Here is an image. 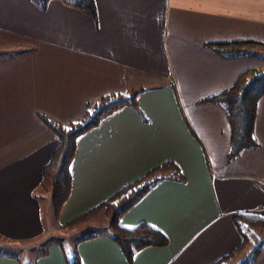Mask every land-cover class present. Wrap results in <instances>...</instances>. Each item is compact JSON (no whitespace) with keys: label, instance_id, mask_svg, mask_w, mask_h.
Here are the masks:
<instances>
[{"label":"crops","instance_id":"obj_1","mask_svg":"<svg viewBox=\"0 0 264 264\" xmlns=\"http://www.w3.org/2000/svg\"><path fill=\"white\" fill-rule=\"evenodd\" d=\"M93 2L92 19L61 0H45L43 9L33 0H0V46L28 47L0 57V248L19 246L21 254L30 244L23 241L44 238L36 184L57 141L36 110L72 120L85 98L138 83L146 87L135 95L137 108L123 104L76 135L70 189L52 219L59 230L58 223L171 159L182 179L161 177L117 216L122 227L144 220L167 244L143 246L127 263L106 232L83 238L90 229L70 249L51 238L28 264H66L70 252L80 264H211L241 239L232 213L264 214V94L252 124L258 145L227 162L224 111L196 99L263 61L222 56L204 42L264 41V0ZM259 250L250 264H264V245ZM0 264L21 263L6 251Z\"/></svg>","mask_w":264,"mask_h":264},{"label":"trees","instance_id":"obj_2","mask_svg":"<svg viewBox=\"0 0 264 264\" xmlns=\"http://www.w3.org/2000/svg\"><path fill=\"white\" fill-rule=\"evenodd\" d=\"M40 8H44L45 0H33ZM66 5L74 6L82 10L92 19L96 17L95 3L93 0H61ZM211 50L222 56L245 54L246 56L257 55L264 62V41L255 39H229L228 41L204 42ZM28 47H17L13 51L15 54H22ZM2 49L0 48V51ZM230 86L219 88L217 91L206 93L205 96L198 97L200 102L210 101L222 107L224 117L228 122V146L225 149V160L230 161L245 149H252L258 145L254 137L252 124L254 122V112L256 99L264 94V69L257 66L244 67L241 72L234 77ZM146 85L134 84L130 89L108 90L105 93H98L95 97L85 98L81 115L72 120L56 121L50 114L41 110H36L35 114L41 118L44 125L50 128L53 137L56 138L53 150L48 159L40 168V178L37 182V189L48 193L50 210L52 216L57 215L59 206L64 202L70 189L68 167L70 159L74 154V142L76 135L84 132L87 128L97 124L101 117H105L123 104L131 108L136 107V93L145 89ZM161 177L181 180L179 169L174 160L164 159L160 164L150 166L143 174H139L131 180H127L123 185L113 189L109 194L101 198L97 203H93L85 210L79 211L75 216L68 217L63 223H58L59 230L65 231L76 227L80 222H85L91 216L104 213L106 222L98 230L87 232L83 238L106 232L110 239L118 244L120 252L125 260L131 262L132 254L141 247L156 245L162 247L167 244L166 235L160 230L149 226L144 220L138 221L131 227H122L117 222V216L134 202L141 192H144L150 185L157 182ZM36 189V190H37ZM36 192H33L35 195ZM52 217V218H53ZM231 224L239 232L240 241L231 250H227L223 255L213 259L211 264H221L225 258L233 254L239 248L246 245L249 238L248 233L251 228L264 226V214H256L252 211H235L231 214ZM264 245V236L249 247V252L237 260L236 264H250L257 256L259 249ZM66 264H80L81 261L75 252L63 254Z\"/></svg>","mask_w":264,"mask_h":264},{"label":"rangeland","instance_id":"obj_3","mask_svg":"<svg viewBox=\"0 0 264 264\" xmlns=\"http://www.w3.org/2000/svg\"><path fill=\"white\" fill-rule=\"evenodd\" d=\"M0 48L2 49L0 51V57H8L10 55H21V54H15L13 53V49L17 48L16 45L14 46H0ZM12 50L10 54H7L6 52L9 50ZM264 69V62L262 63L261 67ZM40 210H41V220L44 223V231H43V235L44 238L42 240H40L39 242H35L36 239H30V240H25L23 241L24 243H30L27 244V250L30 251H25L24 253L18 254V251H20V247L15 246V245H9L6 247H3L2 249L0 248V252H6L8 251L9 253H11L12 255L15 256V258L17 260L20 261L21 264H28L31 262L32 256L34 253L37 252V250H39L43 244L46 241H49L51 238L54 239V237H58L59 238V242L62 244V246H64L65 249H70V242H72V240L74 241L75 237L78 236L79 233H83L86 232V230H90V229H95L98 230L100 227V224L104 223L105 217L102 215V213H100L99 215H96L95 217L91 218V221L86 223V224H81L78 228H76V230L74 232H72L71 230H66V232H58L59 230L56 229V225L57 222H55L54 219H52V212L50 210V201L48 198V193L45 192L44 190H41V195H40ZM55 218V217H54ZM83 222V221H82ZM63 223V222H62ZM81 223V222H80ZM60 224V223H59ZM86 225L90 226V227H85ZM58 226V225H57ZM85 227V228H83ZM73 233V234H72ZM260 236H264V226H260L258 228H251L249 230L248 233V242L246 245L242 246V248H239L237 253H235L231 258H227L225 259V261H223V264H236L237 260L241 257H244L248 252H249V247L253 244H255V242L260 238ZM33 240V241H32ZM35 240V241H34ZM41 244V245H40Z\"/></svg>","mask_w":264,"mask_h":264},{"label":"snow or ice","instance_id":"obj_4","mask_svg":"<svg viewBox=\"0 0 264 264\" xmlns=\"http://www.w3.org/2000/svg\"><path fill=\"white\" fill-rule=\"evenodd\" d=\"M127 227H131V226L129 225V226H127Z\"/></svg>","mask_w":264,"mask_h":264}]
</instances>
